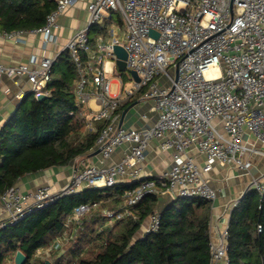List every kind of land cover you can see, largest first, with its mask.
Instances as JSON below:
<instances>
[{
	"label": "built area",
	"instance_id": "built-area-1",
	"mask_svg": "<svg viewBox=\"0 0 264 264\" xmlns=\"http://www.w3.org/2000/svg\"><path fill=\"white\" fill-rule=\"evenodd\" d=\"M75 1L54 0L55 8L44 25L31 30L43 36L42 45L50 41L58 16ZM86 10V27L72 35L66 50L78 75L74 96L85 118V132L106 121L92 150H98L100 165L79 161L68 183L60 187L45 183L22 191L16 184L10 186L0 195V229L86 188L129 187L115 209L103 207L102 202L75 207L61 233L40 246L29 264H57L76 243L91 213L104 216L110 227L130 216L129 208L150 194L169 191L174 198L203 199L212 210L221 191L210 186L214 166L249 173L250 158L264 157V0H91ZM115 13L122 29L111 22L108 35H98L91 42L90 27ZM21 32L3 35L12 38ZM114 45L126 53L125 73L131 87L125 89L120 78L118 91L112 94L108 75L118 74ZM53 63L54 58L34 55L28 63L15 66L0 61V85L3 76L16 83L24 79L28 93L47 96ZM135 95L153 101L150 111L156 113L155 121L139 129L117 125L118 108ZM91 101L98 111L91 109ZM153 139L162 151L171 150V164L156 177H143L142 165ZM123 146L121 158L107 165ZM198 156L203 158L201 164ZM250 190L264 194V171L251 177L224 215H210L216 240L209 237V264H228L229 214ZM158 225L159 214L153 212L139 237L156 231ZM14 255H8L4 264H13Z\"/></svg>",
	"mask_w": 264,
	"mask_h": 264
},
{
	"label": "trees",
	"instance_id": "trees-1",
	"mask_svg": "<svg viewBox=\"0 0 264 264\" xmlns=\"http://www.w3.org/2000/svg\"><path fill=\"white\" fill-rule=\"evenodd\" d=\"M54 8V0H0V32L41 27ZM110 21L122 24L115 13L101 25L91 26V42L98 35H107ZM50 75L49 94L41 100L33 93L25 94L0 127V195L26 174L64 167L91 153L106 124L98 121L92 131L85 132V118L74 96L78 75L67 51L54 60ZM119 76L123 82L128 81L125 72ZM128 187L86 188L1 228L0 264L16 251H21L25 264H29L40 246L61 233L75 207L102 202L103 207L115 209ZM156 201L154 194L145 196L129 208L130 216L110 227L104 216L91 213L76 243L57 264H209L210 203L199 198H176L159 214L158 229L139 237L144 221L155 212ZM227 233L228 264H264V194L250 190L239 200L229 214Z\"/></svg>",
	"mask_w": 264,
	"mask_h": 264
},
{
	"label": "crops",
	"instance_id": "crops-1",
	"mask_svg": "<svg viewBox=\"0 0 264 264\" xmlns=\"http://www.w3.org/2000/svg\"><path fill=\"white\" fill-rule=\"evenodd\" d=\"M91 0H76L75 3L67 8L56 20V26L52 28L51 39L46 44H41L43 36L30 31H22L15 37L8 38L0 32V61L5 65H18L28 63L31 56L49 57L54 60L66 50V44L72 35L79 29H83L87 24V4ZM110 18V17H108ZM106 18V19H108ZM121 19V18H120ZM117 26L115 21H110ZM122 29V24L119 25ZM107 29V35H108ZM120 31V30H119ZM121 34V31L120 33ZM106 35V36H107ZM117 76L120 78L119 73ZM29 85L23 79L19 82L3 76L0 85V127L9 119L17 108L21 98L28 93ZM119 81L117 82V91ZM116 91V92H117ZM139 95L132 99L124 101L121 106L131 102L127 107L118 112V119L115 123H121L125 127L144 128L153 124L156 119V113L150 111L153 103L151 100H142ZM90 105V104H89ZM91 107V106H90ZM145 114L146 119H141L140 115ZM157 139L150 141L146 158L142 165L143 177H156L165 171L171 164V150L162 151L159 148ZM125 149V146L115 150L112 156L106 161L107 165L117 162ZM95 152V151H94ZM91 151L88 155L76 158L67 166L51 167L35 173L26 174L15 184L22 191L34 190L37 186L45 183H54L55 187L64 186L68 183L77 163H92L100 165V155ZM203 158L197 157V162L202 163ZM252 164L249 173H243L236 169L228 167L214 166L210 172V186L214 189H220V194L214 203V208L210 210L211 215H224L226 206L236 198H239L245 191L251 177H258L264 171V157L253 156L250 158ZM147 224V219L143 226ZM143 226L142 229L143 230ZM140 232V231H139ZM138 232V236H139ZM209 237L216 240V236L209 227Z\"/></svg>",
	"mask_w": 264,
	"mask_h": 264
},
{
	"label": "water",
	"instance_id": "water-1",
	"mask_svg": "<svg viewBox=\"0 0 264 264\" xmlns=\"http://www.w3.org/2000/svg\"><path fill=\"white\" fill-rule=\"evenodd\" d=\"M151 35L157 36L153 31H150ZM113 53L115 55V66L118 73H124L126 71V65H125V59H126V53L124 49L119 45L113 46ZM131 78L138 82L139 79L137 75L134 72H130ZM46 96L43 94H39L36 96L37 100H41L45 98ZM121 125V123L119 124ZM94 153H98V150ZM157 201L155 205L154 211L157 214H160L166 207L173 205L176 202V198L169 192L164 191L159 193L157 196ZM26 257L21 251H16L14 258H13V264H25Z\"/></svg>",
	"mask_w": 264,
	"mask_h": 264
},
{
	"label": "rangeland",
	"instance_id": "rangeland-1",
	"mask_svg": "<svg viewBox=\"0 0 264 264\" xmlns=\"http://www.w3.org/2000/svg\"><path fill=\"white\" fill-rule=\"evenodd\" d=\"M116 24H117V27L120 28V26L117 22H116ZM119 30H121V29H119ZM108 78L111 81V92H112V94H114L117 91V82L120 81V78L117 76V74L108 75ZM130 87H131V81L128 80V81L124 82V88L125 89L130 88ZM90 106H91V109L93 111L99 110V106L94 101L90 102ZM141 229H142V226H141ZM36 264H38V263H36Z\"/></svg>",
	"mask_w": 264,
	"mask_h": 264
}]
</instances>
